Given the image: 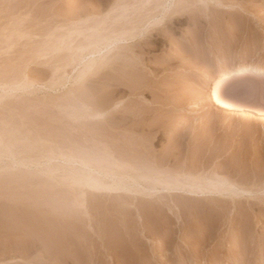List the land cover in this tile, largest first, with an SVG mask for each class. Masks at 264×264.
Wrapping results in <instances>:
<instances>
[{
    "label": "rangeland",
    "instance_id": "rangeland-1",
    "mask_svg": "<svg viewBox=\"0 0 264 264\" xmlns=\"http://www.w3.org/2000/svg\"><path fill=\"white\" fill-rule=\"evenodd\" d=\"M236 61L264 63V0H0V264L264 262V72L205 83ZM213 174L233 200L162 183Z\"/></svg>",
    "mask_w": 264,
    "mask_h": 264
},
{
    "label": "bare ground",
    "instance_id": "bare-ground-1",
    "mask_svg": "<svg viewBox=\"0 0 264 264\" xmlns=\"http://www.w3.org/2000/svg\"><path fill=\"white\" fill-rule=\"evenodd\" d=\"M171 0H169V2H170ZM167 9H168V7H166L165 8V13H166V11H167ZM169 10V9H168ZM165 14L164 13H162V16H164ZM154 20L156 21V20H158V17H155L154 18ZM139 29V28H138ZM137 29V31H136V34L133 32L132 33V35H129L130 34V32L131 31H129V32H127L126 31V29L124 28V27H120V29H119V31H118V33H117V36H116V38H115V41H114V43L116 44V46H117V48L119 49V48H122V47H126V46H124V45H127L128 46V44L131 42V41H136V37H138V36H140V34H142V30H138ZM134 31L136 30L135 28L133 29ZM129 33V34H128ZM138 33V34H137ZM129 35V36H128ZM99 53V55H97V56H99L100 58H104V53H102V50L101 51H99L98 52ZM91 58H93V59H89L88 61V67L89 66H92L97 60V58H94V57H91ZM87 67V66H86ZM259 72H264V63H262V62H248V63H246V64H241V63H239L238 61H236V62H234L231 66H229V68H227L226 70H224L223 72H221L220 74H218V76L216 77V78H214V80H212V81H208V79H206L205 80V83H206V85H208V92H209V98H212L213 100H215V101H219L218 99H219V92L221 91V89H222V87L226 84V83H228V82H231L232 80H234V79H237L238 77H239V75L240 74H243V73H259ZM131 80V79H130ZM130 83V82H129ZM119 103H120V101H119ZM194 104H196V102L195 103H193L192 105H194ZM116 108H118V107H120L118 104H116V106H115ZM114 107V108H115ZM121 109V108H120ZM120 109H118V110H116V113L118 112V111H120ZM103 110V109H102ZM122 114H123V112H122V109H121V111H120ZM120 112H118L119 114H120ZM122 114H120V115H122ZM100 116L101 117H104V113L102 114H100ZM121 117V116H120ZM123 117V116H122ZM125 118V117H124ZM122 121V120H121ZM119 124H120V122H119ZM123 124V123H122ZM121 127V126H120ZM118 128H119V126H118ZM117 128V129H118ZM120 129V128H119ZM121 149H122V147H120ZM107 151V150H106ZM111 154V153H110ZM108 155V154H107ZM120 157V156H119ZM122 160H120V161H118V162H120L121 163V165H123V166H121V167H124V165L126 166L127 165V167H132L131 166V164H130V166H128V164H126V163H124L125 161L123 160L122 162H121ZM130 162V161H129ZM119 163V164H120ZM123 163V164H122ZM128 163V162H127ZM134 167V166H133ZM132 167V168H133ZM136 167V166H135ZM134 169V168H133ZM136 169V168H135ZM236 173V172H235ZM229 174V173H228ZM214 176H212V177H214V178H209V179H207L208 177H206L205 179H207L206 181H205V179H204V177H203V180L205 181H203L201 178L199 179V180H202V181H199V183H197V185L196 184H194V188L192 187H190V185H188L189 187H186V186H183L184 184H179V185H175V186H172L171 185V183H170V181H168V180H164V182H162L163 180H159V181H161L163 184H164V190L165 191H168V193L170 194V195H177V196H184V198H206V197H208V196H210V197H212L213 196V198L212 199H215L214 197H218V199L220 198V197H222V196H225L226 195V197H228V193L230 194L229 196V198H231V200H233L234 199V197L236 196H234V197H232L231 196V193L230 192H233V191H239V189L237 188L238 187V185H237V183H233V182H231V180L228 178L227 179V177L229 176V175H225V176H227V177H219L218 178V175H216V174H213ZM86 176V175H85ZM217 176V178H215ZM82 177V176H81ZM121 177V178H120ZM120 177H118V179L117 180H115L113 183H112V185H110V187L109 188H107L106 186L107 185H105V186H103L102 184H100V182L96 179V178H93V177H90V178H88V181H87V187H89V189L93 192V193H95V192H100L101 194H104V192L103 191H114V192H112V193H109V194H113V195H115L114 193H116L117 192V194H118V191H124L123 192V194L124 193H126V192H128V194L130 193L129 191H131V193H132V188H131V186H129V183H131V185L133 186V185H135L136 183H135V180L134 179H132L130 176H128V175H122V176H120ZM87 178V177H86ZM160 182V183H161ZM200 182H202V183H200ZM235 182V181H234ZM196 183V182H195ZM186 185V184H185ZM137 191V192H136ZM103 192V193H102ZM121 192V193H122ZM139 193V191L138 190H135L134 189V191H133V193ZM121 193H119L120 195H121ZM142 195H144L145 196V194H146V196H149L150 194H151V192H144V191H141L140 192ZM234 193V192H233ZM232 193V194H233ZM236 193V192H235ZM234 193V194H235ZM99 194V193H98ZM108 194V193H107ZM108 194V195H109ZM122 194V195H123ZM127 194V195H128ZM147 194H149V195H147ZM125 195V194H124ZM225 198V197H224ZM228 198V199H229ZM222 199H223V197H222ZM221 198H220V200H222ZM226 199V198H225ZM216 200V199H215ZM80 204H82V203H80ZM56 233V232H55ZM55 237H57V236H55ZM52 238H54V237H52ZM53 240V239H52ZM55 241V240H54ZM53 241V242H54ZM58 243V242H57ZM55 244H56V241H55ZM58 245V244H57ZM54 246H56V245H54ZM62 247H63V245H62ZM55 248V247H54ZM60 247H58L57 249H59ZM64 249V248H63ZM66 251H67V249H66ZM65 253V252H64ZM258 264H264V262H260V263H258Z\"/></svg>",
    "mask_w": 264,
    "mask_h": 264
}]
</instances>
